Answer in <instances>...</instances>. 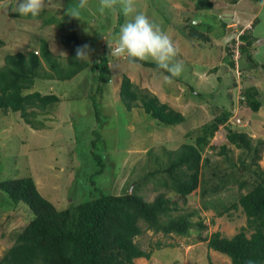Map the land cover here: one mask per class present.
I'll use <instances>...</instances> for the list:
<instances>
[{
    "label": "rangeland",
    "instance_id": "374dc122",
    "mask_svg": "<svg viewBox=\"0 0 264 264\" xmlns=\"http://www.w3.org/2000/svg\"><path fill=\"white\" fill-rule=\"evenodd\" d=\"M211 1L212 11H198L196 0H137L136 11L145 14L170 36L178 50L176 60L184 65L183 73L169 84L164 81L163 72L109 56L107 43L116 40L120 26L130 19L118 8L101 13L99 0H88L78 20L66 14L78 0H54L53 7L45 8L40 17L32 18L18 17V13L15 16L13 9L18 0H0V39L4 42L0 48V67L6 55L38 53L41 41L47 42L55 56L67 58L70 50L62 43L66 32L58 27L61 23L65 24V30L73 27L79 46L87 44L92 49L90 60H85V69L72 79L59 80L56 75L54 79H45L39 74L34 80L27 93L37 91L59 98V102L47 106L44 114L32 120L34 128L24 123L18 112L0 113V182L33 178L39 194L60 211L97 198L99 191L120 195L137 190L145 201H152L159 192H167L158 183L160 176L148 175L166 165L164 152L193 143L200 128L223 109L232 111L228 124L249 134L254 142L264 140V69L259 65L251 66L248 73L244 70L247 55L241 56L240 50L232 47L233 54L237 51L245 62L244 69H239L240 75H237L228 55L236 35L232 32L229 37L218 35L220 21L224 19L220 9L224 5L220 2L231 9L230 17L240 23L250 17L249 13H257L252 34L261 39L257 40L258 47L254 45L252 51L250 49V55L256 64L264 65V0H239L233 5L225 0ZM47 19L54 23L44 24ZM189 21L203 23L198 30L208 36L207 41L199 38L201 42H196L187 37L182 27ZM238 42L240 47L241 41ZM107 60L109 71L100 77V68H97ZM238 61H235L237 65ZM123 76L180 112L185 117L184 123L166 128L152 120L140 106L126 110L119 97ZM249 87L259 91L262 106L258 112L240 103V97ZM225 135L222 126L202 153V159H209L205 177L215 183L222 169L237 162L240 154L227 143ZM223 145L231 150L230 160L220 154ZM259 164L264 167V149ZM246 191H239L231 183L226 190L201 198L196 189L181 209L197 213L192 221L200 220L206 226L202 236L219 231L231 237L246 226L241 208L231 209L221 217L217 214ZM4 195L0 192V259L14 243V234L30 219L24 206L8 205ZM142 228L143 233L135 241L152 254L150 260L138 259L134 264H231L225 255L208 249L206 243L199 240L197 231L177 236Z\"/></svg>",
    "mask_w": 264,
    "mask_h": 264
},
{
    "label": "trees",
    "instance_id": "16d2710c",
    "mask_svg": "<svg viewBox=\"0 0 264 264\" xmlns=\"http://www.w3.org/2000/svg\"><path fill=\"white\" fill-rule=\"evenodd\" d=\"M225 1L236 4L239 0ZM212 8L211 0L195 2V9L198 11H210ZM43 23L52 25L54 22L47 19ZM188 23L182 28L189 39L196 42H201L199 38L204 42L208 40V36L198 30L202 22ZM220 25L221 28L226 26L225 19L220 21ZM253 25L255 20L249 30ZM58 27L66 32L62 36V43L70 50L67 58L55 56L49 50L47 42L41 41L38 53L6 55L4 65L0 67V113L18 112L24 123L32 128V120L39 114H44L47 106L59 102V98L52 94L43 95L37 91L27 93L39 74L45 79H54L56 75L59 80H70L86 66L85 60L74 59L75 50L79 47L76 31L73 27L65 30L64 23ZM209 28L213 30L212 26ZM239 40L242 44L238 46L241 56L247 55V64L257 66L251 56L255 39L251 37L250 31H244ZM3 45L4 42L0 39V48ZM232 47H235L234 40L228 51L230 66L234 69L236 63ZM241 59L243 58L239 55L238 67L243 70L245 62ZM133 64L163 72L151 62ZM259 66L264 69V65ZM99 68L101 77L109 71L108 60L101 62L97 69ZM229 95L230 98L233 97V94ZM243 95L244 99L239 100L242 106L258 112L262 102L258 99L257 89L246 88ZM119 97L126 110L140 106L162 127L172 128L185 121L180 112L163 103L155 94L136 86L127 76L121 79ZM95 113L98 114L97 111ZM231 113L232 111L223 109L211 122L200 128L193 143H185L174 151L164 152L167 156L166 165L148 173L150 177L160 176L158 178L161 181L158 183L167 192L174 194L173 197L168 196L167 192H159L152 201H145L137 190L120 195L99 191L97 198L60 211L39 194L33 178L1 181L0 192L7 198L5 203L14 207L24 206L30 219L14 234V243L5 251L0 264H134L135 260L141 258L148 261L152 251L143 250L135 241L143 233L142 226L147 231L164 235L188 236L197 231L199 240L205 242L208 249L225 255L231 264H245L249 259L255 264H264V167L259 164L264 140L254 142L249 134L228 124ZM222 126L226 130L227 143L240 151L237 161L239 164L237 166V162H234L229 168L222 169V175L217 177L215 183L205 177L204 169L209 164V159H202V153ZM230 152L227 145L220 148V154L228 160ZM215 169H219L218 166ZM231 183L239 191H247L217 215L221 217L231 209L241 208L246 217V226L231 237L224 236L219 231L202 236V229L206 226L200 220L193 222L192 217L197 216V213L182 212L181 205L186 203L188 196L196 189H199L201 198H205L226 190Z\"/></svg>",
    "mask_w": 264,
    "mask_h": 264
},
{
    "label": "clouds",
    "instance_id": "9594fccd",
    "mask_svg": "<svg viewBox=\"0 0 264 264\" xmlns=\"http://www.w3.org/2000/svg\"><path fill=\"white\" fill-rule=\"evenodd\" d=\"M87 2L88 0H78L75 7L66 10L67 16L79 20L80 10L85 9ZM99 5L101 13L118 8L126 18L130 17L120 26L116 40L113 43H107L111 58L124 59L129 63H154L158 69L167 73L163 79L169 84L173 82V78H178L183 73L184 65L176 60L178 50L173 40L145 14L136 11L137 0H99ZM53 6L54 0H18L13 11L20 16L35 18L45 8ZM234 42L236 44V40ZM75 51V61L90 60L92 49L89 45L79 46ZM236 68L239 72L237 63L234 69ZM245 264H255V262L249 259Z\"/></svg>",
    "mask_w": 264,
    "mask_h": 264
},
{
    "label": "crops",
    "instance_id": "0c3cea01",
    "mask_svg": "<svg viewBox=\"0 0 264 264\" xmlns=\"http://www.w3.org/2000/svg\"><path fill=\"white\" fill-rule=\"evenodd\" d=\"M222 4H223L224 6H221L220 9H221V12H222V16H223V18L225 19L226 26L220 28V29H221V32L218 34L219 37L221 38V37H223V36H227V37L232 36V34H231L230 32L234 33L235 35H237V34H242L244 31L248 30V31H250V35H251V37L255 39V41L253 42V45H252L251 49L254 48V45L258 47L259 42H258L257 40H259V39H261V38H260V37H256V35L254 36V35L252 34V31H253V27H254V25H253V27L249 30V28L251 27L252 22H253L254 20H256V18H257V17H256V16H257V13H256L255 15L249 13L250 17H248L246 21H243V23H240V22H237V20H235V19H233L232 17H230V16H231V15H230L231 9H229V8L227 7V5L225 6V3H224V2H220V5H222ZM220 5H219V6H220ZM231 5H233V4H231ZM213 7H214V5H213ZM212 10H213V8H212L210 11H212ZM227 32H228V33H227ZM263 38H264V37H263ZM263 41H264V39H263ZM253 51H255V50L253 49ZM257 64H258V63H257ZM258 65H262V64H258ZM245 66H246V67H245L246 71L249 73V70H251V68H250L251 65L245 63ZM252 69H253V68H252ZM250 72H251V71H250ZM247 87H248V86H247ZM257 91H258V89H257ZM258 92H259V91H258ZM259 100H260V99H259ZM141 259H142V258H141ZM141 259H139V260H141ZM137 260H138V259H137Z\"/></svg>",
    "mask_w": 264,
    "mask_h": 264
},
{
    "label": "built area",
    "instance_id": "2783aa9c",
    "mask_svg": "<svg viewBox=\"0 0 264 264\" xmlns=\"http://www.w3.org/2000/svg\"><path fill=\"white\" fill-rule=\"evenodd\" d=\"M235 40H236V44H235V49L236 50H238V46H239V34H237L236 35V38H235ZM235 58V59H234ZM233 59L235 60V61H237V59H238V52L236 51L234 54H233ZM236 73H237V75H239V72H238V69L236 68ZM240 99H244V97L243 96H241L240 97ZM237 123L239 124L240 122H239V120H237Z\"/></svg>",
    "mask_w": 264,
    "mask_h": 264
}]
</instances>
